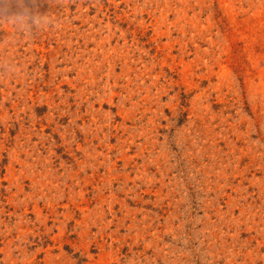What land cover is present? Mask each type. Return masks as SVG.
Masks as SVG:
<instances>
[{"label":"rangeland","instance_id":"1","mask_svg":"<svg viewBox=\"0 0 264 264\" xmlns=\"http://www.w3.org/2000/svg\"><path fill=\"white\" fill-rule=\"evenodd\" d=\"M32 11L0 19V264H264V0Z\"/></svg>","mask_w":264,"mask_h":264},{"label":"clouds","instance_id":"2","mask_svg":"<svg viewBox=\"0 0 264 264\" xmlns=\"http://www.w3.org/2000/svg\"><path fill=\"white\" fill-rule=\"evenodd\" d=\"M15 4L16 11L8 13L7 9ZM33 0H0V19H7L17 27H26L29 23H38L39 18L32 11Z\"/></svg>","mask_w":264,"mask_h":264}]
</instances>
